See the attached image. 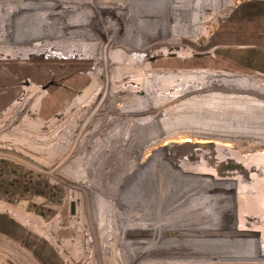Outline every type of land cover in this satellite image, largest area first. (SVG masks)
Wrapping results in <instances>:
<instances>
[{
    "label": "rangeland",
    "instance_id": "374dc122",
    "mask_svg": "<svg viewBox=\"0 0 264 264\" xmlns=\"http://www.w3.org/2000/svg\"><path fill=\"white\" fill-rule=\"evenodd\" d=\"M2 1L0 4L8 5ZM36 1H39L34 2L38 8L36 18H43V12L47 10L56 12L54 15L45 16L43 20L56 27L54 29H58V33L44 42L61 45L64 50L57 53L54 51L49 56L34 54L25 57L23 43L13 40L11 34L0 40V204L26 217V223L30 225L25 226L10 215L0 212L18 224L12 231V235L17 238L1 230L0 237L22 248L37 264H132L134 261L131 260L142 253L147 257L146 260H140L142 264L151 261L159 264L165 260L164 264H184L175 258L154 257V250L157 249L160 253L169 250V254L172 252L178 255V252L185 249L183 244H186V239L212 233L205 228L192 230L190 226L209 228L215 223L214 218H218L220 226L231 225L227 218L230 208L223 206L224 202L217 198H211L216 194L221 197L224 194L231 196V193L239 191L243 182L236 180L232 187L231 183L225 181L229 177L220 179V174L213 167L214 162L207 164L208 160L205 159L206 153L210 157L211 150L208 147L202 149L197 156L191 154L190 158L186 148H180L182 143H176L178 149L167 147L166 144L170 141L178 142L187 134L190 139L200 138L193 135L195 132L186 130L172 133L159 130L154 134L147 130L140 141H134L133 148L123 153L120 163L118 160L107 159L100 160L98 164L95 158L86 165L83 176L76 179L73 175L62 174L63 167L69 166L71 170L72 166L75 167L73 163L77 158L72 153V148L69 152L60 153L58 146L67 140L63 130L73 124L76 116L83 110L73 107V103L91 84L92 72L95 70L98 69L99 80L106 75L107 81L113 78L115 84L127 85L126 89L129 90L135 88L136 84L133 85L132 80L143 65L132 59L131 53L135 52L149 54L146 64L153 72L220 71L252 77L258 74L264 83V16H244L242 4L253 0H227L224 9L217 15L210 9L197 14L199 33L196 36H181L172 40L168 37L161 39L145 35L143 39L147 43L137 46L131 43L134 40H131L133 36L129 30V27H134V22H128V30H124L127 25H120V22L128 19L127 15L131 13L129 10L122 11L120 19L117 14L110 21H99L92 13H88V16L78 15L77 20L83 24L69 25L67 22L75 16L73 10L80 13L91 12L99 8L98 4L89 6L70 0ZM97 1L105 6L109 0ZM115 1L120 4L121 0ZM28 2L30 1L26 3ZM99 9L105 15L110 14V11L114 12L108 8ZM1 20L2 18L0 22ZM116 36L122 42L113 46ZM72 46L78 50L68 51ZM16 48L18 52L15 51ZM109 52L114 60H109L110 68L105 73L102 65L105 54L109 56ZM34 89L42 94L37 110H33L34 100L30 92ZM250 118L252 122L253 116ZM227 138L229 140H225ZM217 140L229 143L231 150L240 155L264 153V144H259L260 141L253 138L221 136ZM86 150L92 152L93 147ZM20 151L25 157L21 156ZM115 155L116 152L112 153V159ZM200 159L205 164H199L197 160ZM77 167L76 165L75 168ZM100 167L104 170L106 167V171L109 168V173L99 178V182L105 185L101 188L99 185L92 186L95 177L91 173L93 168L96 170ZM210 167L213 168L214 184L219 183L220 187H214L213 184L207 188L193 181L202 179L203 176L207 178L208 174H204V171L207 173ZM237 167L234 166L232 172L234 177L239 169ZM132 171H138L142 177L140 183L146 186L144 191L130 185L135 178L134 175L130 177ZM80 181L89 184V187L77 185ZM107 182L109 187L106 186ZM190 185L194 187L192 190L187 188ZM194 190L198 193L190 194ZM167 191L168 194H165ZM205 193H210V197L207 195L209 201L202 196ZM119 194H125L124 198L118 197ZM96 195L104 198L103 203H94ZM143 195H147L146 198L155 203L143 204L137 208L135 203ZM185 197H188V202L192 200L191 197L195 198L193 201L196 203L206 200L205 203L213 214H224V217L197 216L200 218L199 225L190 216L191 213L187 218L185 215H178L181 213L174 214L176 211L171 212L174 204L178 202L176 199ZM233 200L235 202L237 198ZM121 211L130 213L129 216L132 215L138 220L135 224L134 221L128 222L123 227V241L120 240L117 226L118 212ZM174 215L177 216L176 219ZM36 228L47 230L51 239L37 233ZM214 232L219 237L229 234L239 237L241 234L240 231L234 233L230 229ZM258 234L262 233H251L252 236ZM36 253L42 256L44 262L40 261Z\"/></svg>",
    "mask_w": 264,
    "mask_h": 264
},
{
    "label": "bare ground",
    "instance_id": "6f19581e",
    "mask_svg": "<svg viewBox=\"0 0 264 264\" xmlns=\"http://www.w3.org/2000/svg\"><path fill=\"white\" fill-rule=\"evenodd\" d=\"M4 1L8 5L3 6L2 3L0 4V18H2L0 22V40L11 34L13 40L23 43L22 48H24L25 57L34 54L49 56L64 50L61 45L44 42L45 39L54 38L58 33V29H54L56 27H52L50 23L43 20L45 16L54 15L56 12L47 10L48 13L43 12V18H36V9L38 8L34 5V2L39 1ZM27 1L30 2L26 3ZM70 1L88 4L89 6L97 3L99 8H108L109 11L114 10V12L110 11V14L105 15L99 8L83 13L73 10L75 16L71 18L70 22H67L69 25L83 24L77 20L78 15L86 16L90 13V15L94 14L99 18V21H106L107 19L110 21L117 14H119L118 18L120 19L122 11L129 10L131 13L127 15L128 19H121L123 21L120 22V25H127L123 28L128 30V24H130L128 22L130 20L134 22V27H129V30L132 32L130 33L131 36H133L131 40H134L131 43L137 46L147 43L143 39L145 35L161 39L168 37L172 40L181 36L194 37L199 33L197 14L202 10L210 9L214 15H217L227 4V0H121L119 1L120 4L115 0H109L104 6L99 4L101 1L96 2V0ZM172 22L174 23L172 24ZM117 39L114 40L113 46L115 43L120 44V41L122 42L121 38L118 37ZM74 50L78 49L76 47L68 49V51L73 52ZM15 51L18 52V49L16 48ZM131 56L137 63H140L139 65L143 64L137 76L132 80V84L137 85H135V88L126 89L127 85L122 86L121 84H115L116 82L113 83V78L107 81L106 75H103L102 79L99 80L97 69L92 72L93 81L91 84L76 97L73 107L82 108L83 110L76 116L74 123L63 130L67 140L60 145L58 144V148L60 153L69 152V149L72 148V153L77 155L73 165L78 167L76 169L72 166L71 170L69 166H65V168L63 167V173H61L67 176L73 175L77 177L76 179H80L86 170V165L95 158L98 164L100 160L107 161V159H111V161L118 160L120 163L123 159V153L133 148L134 141H140L147 130H150L148 132L153 134L159 130H167L170 133L176 130L195 132L193 135L200 137L199 139H190V135L187 134L188 136L180 138L178 142L170 141L166 145L178 149L176 143H182L184 147L180 148H186L185 150L190 153L187 152L189 158L191 154L197 156L202 149L208 147L211 150L209 158L212 160L208 158L207 153L205 159L208 160L207 164L214 162L213 167L220 174V179L229 177L225 181H228V184L231 183L230 186L232 187L236 184V180L243 182L237 193H231V196L224 194L223 197L216 194L211 198H217L218 201L224 202L223 206L226 205L230 208L227 218L232 224L223 227L218 224V218H214L215 223L211 224L212 226L210 225L209 228H197V225L190 226L189 228L192 230H198L199 228L204 230L205 228L211 230L212 233L186 239V244H183L185 249L180 253L178 252V255L172 252L169 254V250L160 253L156 249L154 250V257L175 258L184 264L186 262L213 261L225 262V264H264V153L240 155L231 150L229 143L217 140L221 139V136L245 137L246 139H256L260 141L259 144H264V83L261 81V76L258 74L254 77L241 76L232 72L220 71H181L176 73L162 71L159 73L149 70V65L146 64L149 54L135 52L131 53ZM112 58L110 52L109 56L106 54L104 56L102 66L105 68V73L107 68H110L109 60H114ZM30 92L34 100L33 110H37L42 94L35 89ZM15 106H12V108H15ZM252 116L254 119L251 122L250 119L252 118L250 117ZM225 140H229V138ZM89 147H93L92 152L86 150ZM48 151L51 152L50 149ZM114 152H116V155L112 159L111 155ZM20 154L25 157L21 151ZM200 158L204 159L203 156ZM201 159L197 162L205 164V159L204 161ZM234 166L239 168L236 177L232 173ZM88 171L90 172L91 169ZM91 173L95 177L92 180V186L99 185L100 188L105 186L99 182V178L109 173V168L107 171L106 167L105 170L101 167L96 170L93 168ZM130 174V177L135 176L134 181L130 182L132 188L137 187L139 190L144 191L143 189L146 186L141 185L142 177L139 176L138 171H132ZM204 174H208L206 175L207 178L203 176L202 179L199 178L193 181L200 186L204 185L210 188L215 182L213 181L214 177H212L214 175L213 168L210 167L207 169V173L204 171ZM77 185H87L89 187V184L83 181L77 182ZM214 185V187H220L219 183ZM106 186L109 187L108 182ZM187 188L192 190L194 187L190 185ZM168 192L165 194H168ZM197 193L198 191L195 190L190 192L193 195ZM207 195L206 193L202 194L204 199L209 201L210 198H207ZM119 196L123 199L125 194H119ZM146 196L143 195V198L135 203L137 208H140L143 204L152 205L155 203ZM132 197L134 198V194H132ZM191 198L192 200L189 202L186 201L188 197L176 199L178 202L174 204V210L171 212L176 211L174 214L181 213L178 215L181 217L185 215L187 218L191 213L190 216H193L194 221L198 222L199 225L200 218L198 219V217L200 216L202 218L205 215H209V218H212L213 215L214 217H224V214H213L207 203H205L206 200L196 203L193 201L195 198ZM234 198H237L235 202ZM94 201V203H103L104 198L96 195ZM177 210L180 211L177 212ZM0 212L8 214L19 223L30 227L26 223L28 219L18 215L12 208L0 204ZM186 212L188 213L186 214ZM230 212H232V215ZM128 214L130 213L118 212L119 224L117 226L119 227L118 232L121 241H123V227L127 226L128 222L134 221L133 224L138 222L136 217L133 218L132 215L129 216ZM173 217L176 219L177 216L174 215ZM148 226L151 227V225ZM176 226L178 225L176 224ZM186 226L189 225L186 224ZM221 229H230L234 233L240 231L241 234H239V237L230 234L219 237L218 233L214 231H220ZM35 231L43 237L51 239L47 230L42 231L40 228H36ZM253 231L262 234L252 236ZM141 259L146 260L147 257L143 253L137 255L136 258L131 260L134 261L132 264H142ZM154 260L157 261L158 259ZM165 261L159 264H164ZM0 264L37 263L22 248L0 237ZM146 264H155V262L151 261Z\"/></svg>",
    "mask_w": 264,
    "mask_h": 264
},
{
    "label": "trees",
    "instance_id": "16d2710c",
    "mask_svg": "<svg viewBox=\"0 0 264 264\" xmlns=\"http://www.w3.org/2000/svg\"><path fill=\"white\" fill-rule=\"evenodd\" d=\"M241 9L244 16L246 17L252 18L253 16H264V0H253L246 2L245 4H242ZM16 227H18V224H16L14 220L0 214L1 231L8 233L13 238H17L15 235H12V231H14ZM37 256L40 258V261L44 262L41 255L37 254Z\"/></svg>",
    "mask_w": 264,
    "mask_h": 264
}]
</instances>
